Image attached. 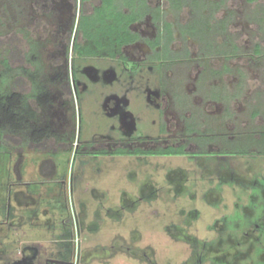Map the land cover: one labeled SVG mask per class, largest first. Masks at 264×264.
I'll list each match as a JSON object with an SVG mask.
<instances>
[{
    "label": "rangeland",
    "instance_id": "obj_1",
    "mask_svg": "<svg viewBox=\"0 0 264 264\" xmlns=\"http://www.w3.org/2000/svg\"><path fill=\"white\" fill-rule=\"evenodd\" d=\"M178 2L148 0L170 25L168 44L149 18L132 25L141 39L124 48L129 62L148 61L154 36L168 54L152 71L75 54L80 8L99 0H0V51L33 71L49 98L29 99L34 117L0 134V264H264V153L253 141L264 124V0ZM192 24L203 32H187ZM15 75L29 93L32 78ZM112 96L135 125L125 127L130 146L190 134L198 153H83L125 137L122 109L121 118L106 109Z\"/></svg>",
    "mask_w": 264,
    "mask_h": 264
},
{
    "label": "trees",
    "instance_id": "obj_2",
    "mask_svg": "<svg viewBox=\"0 0 264 264\" xmlns=\"http://www.w3.org/2000/svg\"><path fill=\"white\" fill-rule=\"evenodd\" d=\"M88 1L92 0H79L80 7ZM170 1L178 6V0ZM146 16H150L151 20L157 24L162 20L160 7H152L148 0H99V3L93 5L92 11L89 13L83 12L80 8L73 33V51L78 57L95 56L125 59L122 55V47L140 38L139 33L132 29V25L143 20ZM202 23L208 26L207 21H202ZM163 25L164 29L168 31V39H171L169 23L164 21ZM186 31L201 34L203 29L192 24L187 26ZM154 44L151 42V45ZM255 51H259L258 45L255 46ZM35 56V52L30 51L27 59L34 62ZM19 70H21L22 76L26 75L32 78L33 86L29 93L21 92V87L18 86L21 79L17 78L15 74ZM29 99H33L38 104L49 100L46 91L35 79V73L22 66L13 68L10 51H0V134H3L8 127L17 129L18 125L26 122V119L34 117L36 108L30 105ZM255 115L256 113L253 114V116ZM253 141L257 146L262 143L257 151L264 153V124L259 130V138H253ZM97 145V143H90L84 148V152L103 155H179L187 153L182 145L147 149L124 146L111 148ZM80 149L81 146L79 145L76 152Z\"/></svg>",
    "mask_w": 264,
    "mask_h": 264
},
{
    "label": "flooded vegetation",
    "instance_id": "obj_3",
    "mask_svg": "<svg viewBox=\"0 0 264 264\" xmlns=\"http://www.w3.org/2000/svg\"><path fill=\"white\" fill-rule=\"evenodd\" d=\"M158 6V5H157ZM154 7H156V6H154ZM160 7V6H159ZM160 9H161V7H160ZM146 18H149L150 20H151V18H150V16H146L144 19H146ZM161 19H162V9H161ZM164 21H166V20H161V21H159L157 24H156V22L154 23L152 20H151V22H152V24H153V26L156 28V31L157 32H159V34L161 33V31H163V30H165L164 29V25H163V22ZM134 25V24H133ZM136 31V30H135ZM138 32V31H137ZM139 33V32H138ZM139 35H140V33H139ZM165 35H166V39H167V44L171 41V39H172V37H171V39H168V37H169V35H168V31H166L165 30ZM141 39V35H140V38L138 39V40H136L135 42H133V43H130V44H127V45H125V46H123L122 47V55L124 56V58L125 59H120L121 61H122V63H123V65L126 67V68H129V69H136V68H140V66H142V65H145V66H148L149 68H151V70H152V68H153V66H156V67H160L161 65H163L164 63H165V60L168 58L167 56H168V54L166 53V52H164L163 54H161L160 53V50H158V49H156V47H157V45H158V43H159V40H160V37L159 36H154L152 39H146V41H147V43L150 45V47H151V50H152V53L151 54H149L148 55V57H147V59H148V61H146V62H142V63H140L138 60H130V62H129V59L123 54V50H124V48L126 47V46H130V45H133V44H135L137 41H139ZM151 42H154L155 44L154 45H151ZM128 63H130L131 65H132V67H128L129 65H128ZM167 63V62H166ZM165 63V64H166ZM153 71V70H152ZM160 71L157 69V73H156V75H158L159 76V85H157V89H155V93L154 94H156L155 96H157V97H159V98H154L153 97V99H155L154 101L155 102H157L158 103V105H157V107L159 108V110L160 111H162L161 113H163V110H164V106H165V104L161 101V98H160V96H161V94L162 95H165V93H164V91L162 90V87H161V85H160V81H162L161 80V78H160ZM74 80V79H73ZM73 86H74V88L76 89V83H75V80H74V83H73ZM109 100H111L110 101V104H106V109H107V112H110V113H112V114H114V112L117 114V116L119 117V118H121V115H120V109H122V113H123V115H124V113L127 115V117L124 119L123 118V115H122V119L124 120V126H122V125H120L121 126V128L123 129V132L125 133L124 134V136L125 137H123V139H115V141H113V143H116V145L114 146H112V145H110L109 143H107L111 148H113V147H117V146H124V147H129V148H139V147H132L133 146V143H130L129 141H134V140H136V139H134V138H132V137H128V130H126V128H128V129H132V128H134L135 127V125L133 124V122L130 120V113H128V112H126V108L124 107V101L123 100H119V101H117L116 100V98L115 97H109L108 98V100L107 101H109ZM122 101H123V103H122ZM108 103V102H107ZM114 105H115V107H114ZM116 114H114V115H116ZM130 114V115H129ZM159 114H160V112H159ZM27 120H29V119H26V122H27ZM25 122V123H26ZM126 127V128H125ZM161 128V129H160ZM16 128L14 127V130H15ZM192 127L190 126V124H188L187 125V128H186V131L187 132H192ZM33 130H35V129H33ZM33 130H31V134H34V133H36L37 132V130H35L36 132H34ZM167 130V128H166V126H165V124H164V122H160L159 123V132H164V131H166ZM34 132V133H33ZM206 134H200L199 136H197L196 138L198 139V140H201L202 142H203V140H205V138H207L208 140H212L213 139V135H210V137L207 135V136H205ZM126 137H128V138H126ZM142 138V140L143 139H148L150 136H146V135H142L141 136ZM188 137H190V134H187V135H185L184 137H182L183 139H189ZM205 137V138H204ZM181 138V139H182ZM221 138V137H220ZM154 139H156V141L159 143L157 146H153V147H147V148H159V147H167V146H179V145H182L183 146V148H184V150L187 152V153H184V154H188V153H191V154H196V153H198V151H193L192 149H190V148H188V144H187V141L185 140H182L181 142H177V143H171V142H167V141H163V139L164 140H168V138H160V135L159 136H154L153 137V139H149V140H151L152 142H153V140ZM207 140V141H208ZM155 141V142H156ZM93 143H97L98 145H102L103 143H105V141L104 142H102V141H100V140H98V141H93ZM81 143H79L78 145H77V147L80 145ZM129 145V146H126V145ZM106 146V147H109V146ZM130 145H132V146H130ZM76 147V148H77ZM84 148H86V147H84ZM84 148L82 149V152H84ZM147 148H144V149H147ZM202 150V152H210V151H208V150H205V149H201ZM200 150V151H201ZM85 153V152H84ZM212 153H214V152H212ZM85 154H88V153H85ZM179 155H182V154H179Z\"/></svg>",
    "mask_w": 264,
    "mask_h": 264
},
{
    "label": "water",
    "instance_id": "obj_4",
    "mask_svg": "<svg viewBox=\"0 0 264 264\" xmlns=\"http://www.w3.org/2000/svg\"><path fill=\"white\" fill-rule=\"evenodd\" d=\"M46 264H73L71 261L48 259Z\"/></svg>",
    "mask_w": 264,
    "mask_h": 264
}]
</instances>
